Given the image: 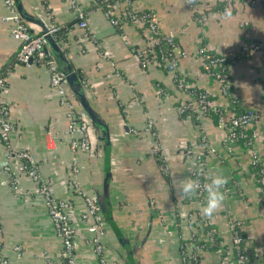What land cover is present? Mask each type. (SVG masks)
<instances>
[{
  "label": "crops",
  "instance_id": "crops-1",
  "mask_svg": "<svg viewBox=\"0 0 264 264\" xmlns=\"http://www.w3.org/2000/svg\"><path fill=\"white\" fill-rule=\"evenodd\" d=\"M75 1L85 10L88 29L109 54L107 59L97 56L92 36L74 25L68 0H20V3L29 16L45 19V9L51 12L54 22L61 27L65 57L86 81L82 89L87 103L107 127L111 218L131 252V264H182L179 242L187 238L193 226L178 222L175 208L186 211L192 204L190 200L179 199L176 193L188 178L187 154L196 149L200 133L205 134L213 150L203 155L204 180L218 170L229 178L223 207L205 222L216 227L224 244H229L225 230L227 218L238 220L252 264H264V189L256 181L249 152L252 150L264 162V49L236 57L242 40L264 44V0H254L253 6L248 0H197V12L203 15L200 22L191 16L186 0H131L130 3L133 9L150 11L160 32L173 34L175 53L189 54L185 58L177 55L175 71L187 85L205 90L213 107L226 108L228 97L220 94L218 81L205 72L202 61L194 54L199 45H205L213 54L230 57L228 96L235 100L237 108L257 112L250 128L255 132L251 150L228 139L225 129L210 116L194 122L189 115L176 111L177 103L185 100L186 94L170 88V72L152 62L141 66L130 52V48H143L148 42L143 25L121 19L111 24L101 8L91 7L92 0ZM226 1L230 2L228 19L219 15ZM110 8L112 16L120 18L124 4L115 1ZM4 11L0 0V12ZM26 22L31 33L41 31L38 24ZM17 44L7 27L0 23V74L14 58ZM10 69L0 100L8 104L9 118L15 127L12 144L27 149L35 157L55 198L71 202L75 264H97L88 241L93 231L88 228V220L82 222L79 218L84 203L67 185L72 153L64 134L65 110L49 85L46 65L23 66L13 62ZM158 86L166 87V93L157 94ZM146 116L153 120L167 174L160 171L150 154L153 138L143 130ZM88 135L90 151L76 154L78 185L84 194L99 196L103 177V143L99 140L102 134L90 120ZM4 163L0 143L3 254L12 259V247L18 244L21 247L18 264H44L40 253L45 251L58 257L60 240L44 212L34 183L20 172L17 164L10 162L9 173L20 191L19 198L13 197L9 175L1 171ZM205 200L206 193L199 201L194 200L192 207L201 213ZM103 226L100 241L107 259L111 264H125V249L104 218ZM200 228L195 224V232L202 239ZM57 264L65 262L59 258ZM198 264H234V260L230 255L221 256L217 251L203 249Z\"/></svg>",
  "mask_w": 264,
  "mask_h": 264
},
{
  "label": "built area",
  "instance_id": "built-area-1",
  "mask_svg": "<svg viewBox=\"0 0 264 264\" xmlns=\"http://www.w3.org/2000/svg\"><path fill=\"white\" fill-rule=\"evenodd\" d=\"M119 1L124 4L120 18L115 19L112 16L110 8L112 5L107 9H101L104 16L108 18L111 24H116L119 22L118 20L121 19L126 22L138 23L145 27L148 38L147 44L143 48L132 47L130 48V52L137 58L141 66H145L147 63L152 62L164 66V68L170 72V88L181 90L186 94L185 100L177 103L175 108L176 111L180 114L193 115L195 120L207 116L206 113L209 110L215 111L217 114L216 123L221 128L225 129L226 137L240 142L245 148L251 150L255 132L250 128L254 118L257 116V112L255 113L251 110L236 112L233 110L236 102L228 96L229 75L227 64L225 65V63L229 62L230 57L213 54L208 51L205 45H199L194 54L195 57L200 58L202 61V67L205 72L218 81L220 94L228 97L226 108L222 106L213 107L209 95L205 90L187 85L175 71L178 62L177 55L180 58H185L189 54L184 51L174 52L173 34L171 32H160L150 11L133 9L130 4L131 0ZM68 2L74 14V25L91 37L92 34L88 29L85 10L75 0H68ZM248 3L250 6L255 5L254 0H248ZM2 4L5 11L0 12V23L7 27L9 36L18 42L14 52V63L23 66H30L34 63H44L48 72L49 85L54 91L58 104L64 107L67 122L64 134L67 137L68 148L72 153L68 169L67 185L76 195L81 196L84 203V210L80 212L79 218L82 222L88 220V228L93 231V235L88 241L97 264H111L105 255L103 244L100 241V237L104 233V226L103 216L97 204V198L92 194H84L79 189L78 185L79 163L76 154L86 153L91 149L88 135L89 119L86 112L75 103L73 94L69 90L63 74L57 69L55 63L51 59L45 60L48 56L45 35H49L65 55L63 38L59 32L61 27L54 22L51 12L45 9V19L37 17L44 25V31H42V33L33 34L30 32L27 22L17 13L13 0H2ZM187 5L191 10V16L200 22L203 19V15L197 12V0L187 2ZM223 7L224 10L229 8L230 2L226 1ZM192 13L198 14V17H194ZM91 39L95 43L97 56L107 59L109 54L101 48L100 43L96 42L93 36ZM262 49H264V44L259 41L251 39L242 40L236 57H246ZM156 51L158 53V58L155 57ZM10 70V67H8V70L0 74V92L5 86ZM114 72L116 73V70H114ZM78 75L80 76L81 87H86L87 84L85 79L80 74ZM166 91L167 88H164V86L157 87V94H165ZM262 91L264 101V83ZM143 130L149 132L153 138V147L150 150V154L156 160V164L160 171L163 174H167L168 167L158 143L153 120L148 116L145 117ZM14 131V124L9 118V106L4 101L0 100V143L3 147L5 156V163L1 171L9 175L8 184L15 198L20 197V191L15 179L9 173L8 163L13 162L17 164L20 172L34 183L35 190L42 199L44 212L50 219L54 232L60 240V252L58 257L45 251L40 253V257L44 264H57L59 258L62 259L65 264H75L74 250L76 242L74 237L75 229L71 223V202L66 199L55 198L52 195L46 179L39 171L38 162L35 157H33L27 149L13 146L12 138L14 137ZM195 148L196 149L192 151L188 150L189 153L187 155L190 161L187 179L199 180L201 185H203L208 182L204 180L203 176V155L204 153L213 151L211 147H209L204 133L198 135ZM249 152L250 165L256 176V181L261 189H264V162L260 160L255 152L252 150ZM204 194L205 192L201 189L197 195L190 199L180 197L179 199L190 200V204L193 205L194 200L199 201L203 198ZM192 205H190L186 211L180 210L177 207L175 208L178 222H189L193 226V231L189 232L187 238H183L179 242L178 248L182 264H198L199 252L203 249L217 251L221 256L230 255L233 257L234 264H252L250 252L245 246L246 238L240 229V222L238 220L230 217L227 218L225 230L229 235L230 243L224 244L220 237L219 230L216 227L208 225L205 222L206 218L196 211ZM195 224L197 227L201 226L200 235L203 236L202 239H199L198 234L195 232ZM12 249L14 257L10 259L3 254V246L0 242V264H18V259L21 256V247L17 244L13 245Z\"/></svg>",
  "mask_w": 264,
  "mask_h": 264
},
{
  "label": "water",
  "instance_id": "water-1",
  "mask_svg": "<svg viewBox=\"0 0 264 264\" xmlns=\"http://www.w3.org/2000/svg\"><path fill=\"white\" fill-rule=\"evenodd\" d=\"M13 3L17 13L24 21L38 24L41 27V31L39 33H42V31H44V25L42 24L41 20L35 16L34 17L29 16L27 12H25V10L23 9L20 0H13ZM45 39L47 41V49H48V56L45 58V60L51 59L55 63L57 69L63 74L69 90L71 91L73 96L78 100L81 108L86 112L90 122L101 130L102 135L101 137H99V140L102 141L103 143V149H102L103 177L101 182V193L99 196H96L97 204L99 206L103 218L108 222L111 229L115 233L117 241L125 249L126 252L125 264H131V252L127 246L126 241L123 239L121 233L118 231L117 227L115 226L111 218V207L108 198V183L110 177L109 174L110 144H109V134L107 131V127L87 103L83 89L80 84V76L70 66L64 53L59 49V47L56 45V43L51 39L49 35H45Z\"/></svg>",
  "mask_w": 264,
  "mask_h": 264
},
{
  "label": "clouds",
  "instance_id": "clouds-1",
  "mask_svg": "<svg viewBox=\"0 0 264 264\" xmlns=\"http://www.w3.org/2000/svg\"><path fill=\"white\" fill-rule=\"evenodd\" d=\"M186 2H192V0H186ZM219 15L228 19L231 17V11L226 8ZM207 181V183L201 185L199 180L185 179L180 184L176 194L180 198L190 199L202 189L206 193V200L201 205V214L204 218L211 219L223 207L226 199L225 189L229 183V178L218 170L216 174L210 175Z\"/></svg>",
  "mask_w": 264,
  "mask_h": 264
},
{
  "label": "trees",
  "instance_id": "trees-1",
  "mask_svg": "<svg viewBox=\"0 0 264 264\" xmlns=\"http://www.w3.org/2000/svg\"><path fill=\"white\" fill-rule=\"evenodd\" d=\"M115 1H119V0H93L91 2V7H99L101 9H107L110 5H112ZM192 15L194 17H198V14H195V13H192ZM60 32V31H59ZM155 57L158 58V53L157 51L155 52ZM13 60V61H12ZM7 67L4 68V71L6 70V68L10 67L12 65V63L14 62V58L12 59ZM228 64V63H225V65ZM234 111L236 112H242L243 110L237 108L236 106L234 107L233 109ZM256 113V112H255ZM207 116H210L211 118H213V120L216 122V117H217V114L215 111H212V110H209L207 113H206ZM190 118L192 120H194V122H197V120L194 119L193 115H190Z\"/></svg>",
  "mask_w": 264,
  "mask_h": 264
}]
</instances>
